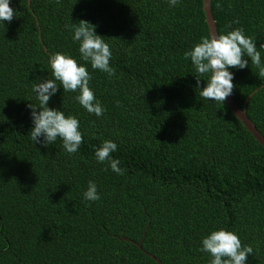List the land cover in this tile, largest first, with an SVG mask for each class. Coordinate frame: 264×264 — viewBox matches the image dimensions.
I'll return each mask as SVG.
<instances>
[{"label": "trees", "instance_id": "16d2710c", "mask_svg": "<svg viewBox=\"0 0 264 264\" xmlns=\"http://www.w3.org/2000/svg\"><path fill=\"white\" fill-rule=\"evenodd\" d=\"M16 16L0 27V264H209L200 240L220 227L264 264V147L228 104L195 89L185 50L209 34L202 0H10ZM216 33L243 27L264 43V0H210ZM96 25L115 74L87 66L104 108L86 112L57 92L48 101L77 117L78 150L34 144L29 103L51 79L49 53L79 58L66 24ZM236 20L238 23L233 24ZM259 50V49H258ZM233 71L232 97L264 136V78L252 65ZM264 64V51H261ZM58 83V82H57ZM200 86H204L203 77ZM38 110V109H37ZM111 139L122 175L97 163ZM100 199L85 201L87 181Z\"/></svg>", "mask_w": 264, "mask_h": 264}, {"label": "clouds", "instance_id": "9594fccd", "mask_svg": "<svg viewBox=\"0 0 264 264\" xmlns=\"http://www.w3.org/2000/svg\"><path fill=\"white\" fill-rule=\"evenodd\" d=\"M179 3L180 0H167L170 8ZM15 13V9L10 7V0H0V27L5 29V22L10 23ZM77 21L65 27L71 33V40L78 45L79 58L67 52L49 53L47 64L52 78L39 79L32 85L31 91L37 104L29 103L26 106L31 121L30 140L48 147L59 138L63 150L68 154L75 153L82 142L79 121L72 114L66 115L62 108L49 107L48 101L56 94L58 87L63 92H78L74 97L76 102L89 114L100 117L104 108L89 86L91 75L86 65L105 73L109 78L115 74V68L110 65L112 51L104 36L95 31L96 25L90 21ZM228 27L231 30L201 36L183 53L194 70L191 74L195 78V89H199V96L221 104L232 94L234 73L230 69L248 67L249 59L245 57L250 58L251 64L258 69V77L264 78V64L261 62L264 43L257 47L253 37L245 35L243 27ZM202 77L203 87L200 86ZM116 149L117 144L113 140L104 139L94 148V157L97 163H107L112 172L122 175L123 169L118 166L120 161L110 155ZM82 195L85 201L99 200L96 182L87 181ZM200 251L210 256L209 264H247V255L252 254L253 248L242 246L234 230L220 227L210 230L201 238Z\"/></svg>", "mask_w": 264, "mask_h": 264}, {"label": "water", "instance_id": "95a60500", "mask_svg": "<svg viewBox=\"0 0 264 264\" xmlns=\"http://www.w3.org/2000/svg\"><path fill=\"white\" fill-rule=\"evenodd\" d=\"M202 9L204 11L205 22L208 27L209 33L213 35L216 34V27L215 22L211 13L210 8V0H202ZM258 88L254 89L244 100L243 107L240 108L235 100L233 99L232 95L228 96L225 102L228 104L231 112L233 115L242 123V125L251 133L254 139L264 147V136L258 131L255 127L254 123L247 117L245 110H246V103L248 98L257 90ZM157 264H161L157 258H154Z\"/></svg>", "mask_w": 264, "mask_h": 264}]
</instances>
